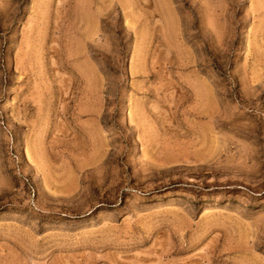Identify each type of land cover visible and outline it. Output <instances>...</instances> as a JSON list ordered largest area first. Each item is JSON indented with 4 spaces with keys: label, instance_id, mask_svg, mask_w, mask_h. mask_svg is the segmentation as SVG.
Masks as SVG:
<instances>
[{
    "label": "rangeland",
    "instance_id": "1",
    "mask_svg": "<svg viewBox=\"0 0 264 264\" xmlns=\"http://www.w3.org/2000/svg\"><path fill=\"white\" fill-rule=\"evenodd\" d=\"M0 264H264V0H0Z\"/></svg>",
    "mask_w": 264,
    "mask_h": 264
}]
</instances>
